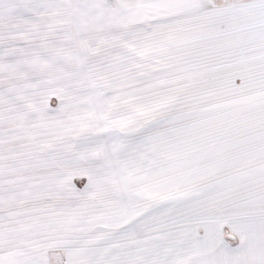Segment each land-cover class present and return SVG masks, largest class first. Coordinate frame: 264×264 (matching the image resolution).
<instances>
[{"label":"snow or ice","instance_id":"obj_1","mask_svg":"<svg viewBox=\"0 0 264 264\" xmlns=\"http://www.w3.org/2000/svg\"><path fill=\"white\" fill-rule=\"evenodd\" d=\"M0 264H264V0H0Z\"/></svg>","mask_w":264,"mask_h":264}]
</instances>
